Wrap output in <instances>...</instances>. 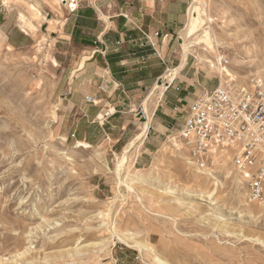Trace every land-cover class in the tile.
<instances>
[{
	"label": "rangeland",
	"instance_id": "374dc122",
	"mask_svg": "<svg viewBox=\"0 0 264 264\" xmlns=\"http://www.w3.org/2000/svg\"><path fill=\"white\" fill-rule=\"evenodd\" d=\"M8 1L15 9L10 26L19 11L32 17L27 2L43 13L49 6L54 18L34 19L37 30L28 35L14 28L10 40L20 45L7 48L8 38L0 47V264H264V203L249 202L246 192L243 198L234 151L224 148L230 162L223 149L197 161L175 127L144 162H137L141 148L131 154V174L122 171V179H134L135 191L119 185L116 156L145 120L142 106L127 107L117 121L90 115L91 85L79 69L88 54L62 29L69 8L54 0ZM209 1L210 26L232 75L264 82V0ZM193 50L218 84V69L197 57L216 64L215 54ZM130 120L137 123L122 136ZM79 140L91 147L76 146ZM186 157L196 164L184 167Z\"/></svg>",
	"mask_w": 264,
	"mask_h": 264
},
{
	"label": "crops",
	"instance_id": "0c3cea01",
	"mask_svg": "<svg viewBox=\"0 0 264 264\" xmlns=\"http://www.w3.org/2000/svg\"><path fill=\"white\" fill-rule=\"evenodd\" d=\"M54 1L62 8H69L63 34L90 55H85L79 64L91 85L89 95L99 100L91 104L90 115L96 114L99 119L111 109L114 115L109 119L117 121L122 118L119 113H126L127 107H144L143 98L150 87L165 84L137 157V162H144L159 148L167 132L182 125L198 91L217 85L193 53L183 59L179 38L190 0ZM0 2V30L7 33V39H14L13 30L19 27L16 23L10 26L9 18L15 9L10 11L4 0ZM44 7L45 21H51L52 10L47 5ZM10 41L13 47L20 45ZM169 70L174 73L172 79H162ZM100 86L104 87L103 91ZM131 123L137 122L130 120L122 124V136Z\"/></svg>",
	"mask_w": 264,
	"mask_h": 264
},
{
	"label": "built area",
	"instance_id": "2783aa9c",
	"mask_svg": "<svg viewBox=\"0 0 264 264\" xmlns=\"http://www.w3.org/2000/svg\"><path fill=\"white\" fill-rule=\"evenodd\" d=\"M221 64L227 67L230 63L222 57ZM224 73H219L213 89L201 88L195 96L179 128V139L197 161L224 148L233 150L249 202L260 203L264 198V82L255 78L242 83ZM86 101L96 104L97 97L88 95ZM139 113L146 118L143 107ZM113 115L108 110L104 118Z\"/></svg>",
	"mask_w": 264,
	"mask_h": 264
},
{
	"label": "bare ground",
	"instance_id": "6f19581e",
	"mask_svg": "<svg viewBox=\"0 0 264 264\" xmlns=\"http://www.w3.org/2000/svg\"><path fill=\"white\" fill-rule=\"evenodd\" d=\"M3 3L5 4V6L7 8H9V9L12 8V5L9 3V1L4 0ZM27 6H28V10L32 13V17H28L22 11H19L18 12L19 13V15H18V24L19 25L18 24L17 25L20 26L23 29V31L25 33H27V34H29L30 32L31 33H35L34 31L37 30V26H36V24H34L33 20L34 19H39L41 21L42 20L45 21L47 18H46V15L40 10V8H39L37 3L27 2ZM209 6H210V1L209 0H207V1L206 0H192L190 2L189 10H188V13H187L188 22L186 24L185 29L180 33V38H179L180 41H181V45L183 46V59L185 60L186 55L188 53L193 52L194 51L193 49L199 47V49L204 50L203 53L205 51L210 52V53H214L215 54V59L217 60V63L215 64V62H213V60H211L209 58H204L203 56L200 55V53H197V57H198V60H200V62L206 64L207 67L213 68V70H214V68H217L218 72H220L221 74H223V72H227L228 74H233L228 67H223L222 64H221L222 57L220 56V54H221L220 53V47L221 48H225V47L223 46V43H221V41H220L221 39L218 40L217 35H215V32H213V30H212V28L210 26V23L212 22V16L209 13V10H210ZM6 41H7L6 34L3 31L0 30V47L3 46V44L6 43ZM224 45L227 46L226 44H224ZM12 47L13 46L11 44H7V48H12ZM195 52L196 51H194L193 53H195ZM52 61H53L54 65H58V63H57V61L55 59H52ZM217 64H218V66H217ZM173 74H174L173 71L169 70L168 73L163 75L162 79H166L167 78L170 81L172 79V77H173ZM241 81L245 82V79H241ZM162 83L155 84V86H153L152 90L150 91L149 96L144 100L143 109L145 108L144 112H145V115L147 116V119L144 122L139 123V127H138L136 133L134 134V136L128 141L127 145H125V147L123 148L121 154H119V155L117 154V156H116L117 162H116V166H115V169H116L115 173L117 174L116 176H118V178H119V182L118 183H119V185L125 184L128 187L129 190H134V187H135L136 184H134V187H133L134 179H131L130 182L127 181V180H123L122 179V171H126L128 177L131 174V168L133 166V161H130V157L132 156L131 154L132 153H138L139 148L141 147V145L144 142L145 137L147 136V132H148V129H149V126H150V121H151L152 114H153V110L151 111L150 108H151V105L154 103V98H156L157 96H160L162 94L163 90L165 89V84H162ZM51 111H52V115L51 116L54 119H56L57 115H58L57 112H56V109L55 110L53 109ZM172 138H170V139H172ZM64 139L66 140V138H64ZM173 143H174V146L176 147V149L181 150L182 147L180 145L181 143H179V140H174ZM77 144L78 145H76V146H80V147H84V148H90L91 147V144L89 142H86V141L79 140ZM183 147H184V145H183ZM166 149H168V148L166 147ZM163 151H164V149H163ZM165 152H166V150H165ZM216 153H215V156L213 155L214 158L218 155V153L217 154ZM219 153H220V155H222L225 158L224 162L225 161L228 162L227 160H229L231 158L230 157V153L227 150H225V149L221 150ZM66 155L67 154H65V156ZM229 162H230V160H229ZM195 164L196 163L193 162L190 157H186L184 159V167H191L192 165H195ZM195 167H196L197 170L200 171L199 166L198 167L195 166ZM206 169L207 168H205V170ZM135 170L137 172L141 173L140 169L135 168ZM207 172H208V170H207ZM135 177H138V174ZM118 178H117V180H118ZM148 178H150V177H148ZM236 180H238L239 183L241 181L239 176L236 177ZM175 186H177V184H175ZM240 188L242 190V196L244 198L245 197L244 196L245 195V189H244V187H241V186H240ZM187 192L189 193V191H187ZM243 201H245V200L243 199ZM263 203L264 202H260V204H263ZM101 214H102L101 216L104 217V219L109 218V213L104 214V213L101 212ZM104 219H103V225H107L108 222H105ZM109 223L111 224L110 220H109ZM109 226L110 225H108V229H109ZM114 235H116V234H114ZM116 236H118V235H116ZM120 239H122V241H124V243H126L125 239H123L121 237H120ZM128 241H130V240H128ZM130 246H131V244H130ZM158 260L160 261L159 258H158ZM163 264H165V263L163 262Z\"/></svg>",
	"mask_w": 264,
	"mask_h": 264
}]
</instances>
